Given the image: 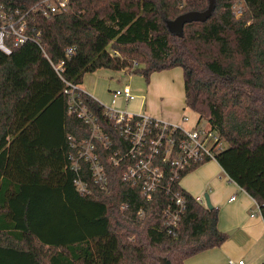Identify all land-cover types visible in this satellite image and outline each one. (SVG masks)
I'll return each mask as SVG.
<instances>
[{
    "label": "trees",
    "instance_id": "obj_1",
    "mask_svg": "<svg viewBox=\"0 0 264 264\" xmlns=\"http://www.w3.org/2000/svg\"><path fill=\"white\" fill-rule=\"evenodd\" d=\"M39 1L0 0V15L28 12L32 37L11 54L0 50V264H185L228 238L219 208L179 181L186 210L176 233L167 232L170 195L159 188L148 197L124 179V165L110 163L122 137L90 93L83 101L113 148L97 141L106 187L84 162L92 193L77 192L68 135L81 140L91 131L69 112L62 77L82 84L100 68L127 69L149 83L155 72L182 67L185 105L224 139L218 163L264 218V0H242L239 17L237 0H70L67 11L52 15L30 10ZM211 3L210 16L187 22L182 37L170 30L167 20Z\"/></svg>",
    "mask_w": 264,
    "mask_h": 264
},
{
    "label": "built area",
    "instance_id": "obj_2",
    "mask_svg": "<svg viewBox=\"0 0 264 264\" xmlns=\"http://www.w3.org/2000/svg\"><path fill=\"white\" fill-rule=\"evenodd\" d=\"M70 8V0H40L30 10L40 11L45 15L62 13ZM234 14L239 17L243 13V2L237 0L233 4ZM25 14L14 16L3 11L0 15V50L11 54L14 46H19L31 39L27 33ZM34 38V37H33ZM76 47L67 49V56H72ZM64 61L55 65L60 73ZM127 72V69L123 70ZM65 81L64 93L68 98V110L83 119L90 128L91 135L84 139H75L68 135L72 151L68 154L69 166L74 171L73 182L77 192L83 196L90 195L92 189L83 178L87 163L97 184L102 188L107 185V174L99 151L97 141L106 148H113V142L103 132L97 116L83 101V94L88 93L81 84ZM137 97L132 92L129 83L111 91V104L101 102L105 113L113 122L122 140L113 148L109 157L115 166H125L124 179L138 185L142 193L151 197L152 193L163 188L170 195V203L164 210L165 227L168 233L175 234L182 215L186 210V196L175 190L174 181H180L182 174L191 166L202 164L209 160H217V153L224 149L226 142L206 118L195 120L190 128L175 121H168L145 112L131 111L118 107L119 99L125 103ZM184 122L192 121L189 115H183ZM227 174V173H226ZM228 176V174H227ZM228 179L230 177L228 176ZM182 187V186H181ZM205 203L204 198L196 197ZM232 196L231 199H234ZM252 215L261 214V209L255 200ZM124 204L122 207L125 208ZM227 264H245L242 259H229Z\"/></svg>",
    "mask_w": 264,
    "mask_h": 264
},
{
    "label": "crops",
    "instance_id": "obj_3",
    "mask_svg": "<svg viewBox=\"0 0 264 264\" xmlns=\"http://www.w3.org/2000/svg\"><path fill=\"white\" fill-rule=\"evenodd\" d=\"M82 87L99 101L111 104V91L121 86L106 81L101 86L94 84L89 91L83 85ZM141 98L143 103L145 95H141ZM183 103L185 104V93ZM124 105V100L119 99V108L144 112L141 111V105L138 106L139 109ZM181 107L182 104L180 106L178 103L174 106L172 104L170 110L152 107L150 114L190 128L195 120L184 122ZM222 173L226 172L218 161L209 160L187 172L180 181L181 186L195 197L203 198L208 193L212 204L219 208V228L226 232L231 230L230 233L227 232L228 238L223 244L187 258L185 264H227L229 259L242 258L245 264H264V218L262 214L252 215V210L256 207L255 199L237 183L228 180V177L223 178ZM232 196L235 198L231 199Z\"/></svg>",
    "mask_w": 264,
    "mask_h": 264
},
{
    "label": "rangeland",
    "instance_id": "obj_4",
    "mask_svg": "<svg viewBox=\"0 0 264 264\" xmlns=\"http://www.w3.org/2000/svg\"><path fill=\"white\" fill-rule=\"evenodd\" d=\"M140 53H142V51ZM140 53L137 55L139 58H142L140 57ZM150 78L151 83H148L146 78L141 74H128L122 70L101 68L94 72H88L85 74L82 85L89 91L96 83L98 86H101L106 81H110L112 85H118L121 87L124 84L129 83L132 87V92L136 94L137 97L130 102L125 103L124 106H128V108L133 109L141 105V111L150 114L152 107L153 109L165 107V110H170L172 104L174 106L178 103L180 106L182 104L181 112L185 115H189L190 120L198 119L197 112L183 103L184 78L182 67L178 66L155 72L150 76ZM141 95H145L143 103ZM104 103H107V101H104ZM137 109H139V107ZM222 177L227 178L228 176L226 173H222ZM203 198H205V195H203ZM230 231L231 230H228L227 232L230 233ZM45 264L48 263L45 261Z\"/></svg>",
    "mask_w": 264,
    "mask_h": 264
},
{
    "label": "water",
    "instance_id": "obj_5",
    "mask_svg": "<svg viewBox=\"0 0 264 264\" xmlns=\"http://www.w3.org/2000/svg\"><path fill=\"white\" fill-rule=\"evenodd\" d=\"M213 2V0H211ZM214 8V4L211 5L206 10H191L187 12H183L179 14L176 18L172 20H167L170 30L176 35L182 37L184 35V26L187 22H192L196 20H206L210 14L211 10ZM205 202L208 208H213L214 205L210 199L208 193L205 194ZM164 264H171L168 262H164Z\"/></svg>",
    "mask_w": 264,
    "mask_h": 264
}]
</instances>
